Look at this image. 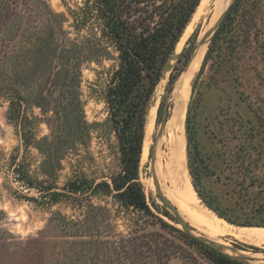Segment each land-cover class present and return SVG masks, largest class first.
I'll return each mask as SVG.
<instances>
[{"label":"rangeland","instance_id":"1","mask_svg":"<svg viewBox=\"0 0 264 264\" xmlns=\"http://www.w3.org/2000/svg\"><path fill=\"white\" fill-rule=\"evenodd\" d=\"M204 1L118 0L120 14L138 33L184 19L194 10L174 51L177 59H169L149 102L139 167V181L151 212L180 232L162 228L144 210L123 207L114 193L105 189L87 194L82 202L73 198L54 202L52 193L63 192L78 175L96 184L110 183L109 177L120 167L115 136L110 133L104 139L101 132L108 118V84L118 68L114 47L97 39L96 43L107 47L108 53L86 62L82 69L79 91L85 120L92 126L88 143L73 147L72 132L55 114L56 95L47 93L60 67L56 43L60 48L62 44L57 39L56 43L42 45L43 31L44 40L50 34L48 28L43 29L47 21L40 18L47 12L43 3L65 15L63 30L71 39L84 41L90 37L95 42L100 37L98 32L91 28L78 31L75 27V17L82 16L85 4L92 6L95 0H12L9 11L0 9V264H214L211 246L184 236L192 238L164 203L162 195L179 211L166 195L157 169L156 183L151 167L152 139L164 120L158 112L167 104V123L170 121L177 106V83L212 26L210 19L216 3ZM195 4L198 5L194 7ZM234 4L214 39L203 42L206 49L201 54L200 47L193 62L198 61L186 87L183 135L167 127L160 138L156 160L160 151L162 166L167 168L171 137L183 136L187 178L201 204L226 223L264 229L258 225L262 216L256 213V207L264 203V0H238ZM35 31L37 45L33 48L41 45L43 49L37 55L27 50L26 41H18V36L28 38ZM18 45L22 61L13 54ZM178 73L167 99L171 77ZM12 97L21 101L24 124L11 119ZM191 104L195 138L189 143ZM65 121L75 124L78 116L68 108ZM23 133L31 141L28 146ZM148 134L151 143L145 158ZM166 185L174 188L169 181ZM187 225L193 234L206 237L188 222ZM222 239L240 251L238 257L244 261L239 262L264 264V257L259 255L264 253L261 248L231 234Z\"/></svg>","mask_w":264,"mask_h":264},{"label":"trees","instance_id":"2","mask_svg":"<svg viewBox=\"0 0 264 264\" xmlns=\"http://www.w3.org/2000/svg\"><path fill=\"white\" fill-rule=\"evenodd\" d=\"M10 1L0 0V3L4 5L0 9L9 11V7H11L9 5ZM235 4L232 6L231 11L234 9ZM43 5L47 12L44 17H39L47 21L43 29L46 30L48 28L50 34L44 40L45 34L43 31L44 39L42 40L43 44L42 42L41 44L45 47L47 43H56L55 41L57 39L62 44L60 48V45L56 43L55 50L58 54L60 67L55 72L54 78L51 79L52 81H50V88L47 93L52 97L56 95L55 101L57 102V108L55 114L59 117V121L63 122L64 120L65 128L68 126V129L72 132V145L74 148L79 147L78 144L88 143V139L92 133V126L85 120L84 103L81 100L79 91L82 69L86 62L88 63L94 59L99 60V58L104 57L108 53L107 47L109 46H113L118 53V68L110 77L105 97L108 118L106 123L103 126L101 125L103 127L101 132L104 139L109 137L110 133L115 136L117 148L120 153L119 171L109 177L110 183L103 181L96 184L78 175L73 181L67 184L63 192L54 191L52 193V196L55 198L54 202L59 201L61 198H73L75 201L79 199L82 202V199L87 194L97 193L100 189H105L109 194L114 193V198L123 207L131 208V206H134L139 210H144L157 219L158 224L162 228H169L173 231L180 232V230L168 225L151 212L146 202V195L139 181V167L143 153L149 102L163 76L165 66L174 55L177 43L186 25L189 23L191 13L194 10L184 19H178L177 21H173L151 31L145 29L138 33L129 26L128 21L120 14L121 9L119 8L118 0H95V4L92 6L89 3L85 4L82 10V16L75 17V27L78 31L91 28L92 32L95 30L100 34V37L95 35L98 38L94 42L90 37L84 41L81 39H71L68 33L63 30L64 24L67 22L65 15L55 13L45 3ZM197 5L195 4L194 7ZM11 31H13L12 28ZM37 34L36 31L35 33H30L28 36L29 40L25 35H22L21 38L18 36V41H26L27 50L36 55L42 54L43 50L41 49V45L40 48L37 46L35 50L33 48L37 45ZM40 35L41 33L39 32ZM97 39H99V43L102 40L105 41L108 46H100L96 43ZM19 45L13 49V54H15L14 57L18 61H22V53L16 50ZM18 53L19 55L16 56ZM206 61L207 58H205ZM178 77L179 73L171 77L168 91H171ZM57 90L59 93H57ZM17 99L16 97L10 99L11 110L13 112L11 113V119H16L17 122L21 121V124H24V118L21 115V101L16 102ZM193 107L194 104H191L188 109L187 131L189 143L194 142L195 138ZM68 108L72 109L78 116V121L75 124L68 125L65 121ZM158 115H163L162 107ZM21 126L24 127V125ZM60 138H62L61 135ZM76 140H78V143ZM23 141L26 146L31 143L27 133H23ZM256 213L262 216L258 225L264 227V203L256 207ZM184 236L197 243L195 239L186 235ZM211 251L213 253L211 260L214 264H244L228 255L212 249Z\"/></svg>","mask_w":264,"mask_h":264},{"label":"bare ground","instance_id":"3","mask_svg":"<svg viewBox=\"0 0 264 264\" xmlns=\"http://www.w3.org/2000/svg\"><path fill=\"white\" fill-rule=\"evenodd\" d=\"M208 0L204 1V4ZM222 0H215L216 3L214 11L212 13L210 24L213 25L215 21L220 16L221 12H218L219 5ZM232 0H228L227 6L230 5ZM203 4V5H204ZM206 49V43L201 45V54ZM197 62L193 63L188 70H186L181 78L179 79L176 89L175 97L177 100V106L173 112V115L168 121L167 127H174L175 131L183 135V122L187 105V85L192 79L193 75L197 70ZM153 125V124H152ZM152 128V126H151ZM151 132V129H150ZM151 135V134H150ZM173 135L170 140L171 151H170V163L167 164V168L162 166L161 163V152H158L157 161V174L162 180L163 188L166 191V195L175 203L179 208L180 215L184 218L186 222L194 226L199 232L204 234L207 238L213 239L221 243L223 246L230 247L222 237L226 234H231L236 236L242 242L259 247L264 251V229H253L252 227L245 228L244 226L239 227L219 219L211 210L203 206L198 199L196 193L191 187L189 179L187 178V173L185 170L186 155L183 149V136ZM163 141V140H161ZM151 143V137L148 134L146 141L144 157L147 158L149 147ZM160 148V140H159ZM173 147V149H172ZM166 171V172H165ZM169 181L174 187L169 188L166 182ZM162 185V184H161ZM161 189V188H160ZM162 193V192H161ZM172 203V202H171ZM226 253L234 254L239 256V250H224ZM254 255V254H253ZM260 256L264 257V253H260ZM249 256V255H248ZM252 256V255H251Z\"/></svg>","mask_w":264,"mask_h":264},{"label":"water","instance_id":"4","mask_svg":"<svg viewBox=\"0 0 264 264\" xmlns=\"http://www.w3.org/2000/svg\"><path fill=\"white\" fill-rule=\"evenodd\" d=\"M233 2H236V0H233L232 3L227 6V3H228V0H222L220 5H219V8H218V12H221L220 16L218 17V19L215 21V23L210 27V29L206 32V34L204 35L203 39H202V43L198 46L196 52L193 53L192 55V58L190 60V63L189 65L187 66V68L185 69V71L192 65V63L195 61L196 57H197V52L199 51L201 45L203 44L204 41H209L216 33V31L219 29V27L221 26V24L224 22L226 16L228 15L229 13V10L232 8L233 6ZM173 59H177V55H173ZM196 81V79H195ZM195 81H194V84H195ZM171 94V91H167L166 92V98L168 99L169 98V95ZM168 106L166 104L164 110H163V117H164V120H163V123L159 129V132L156 136L155 139H152V142H153V148H152V151H151V167H152V171H153V174H154V177L156 179V183L158 184V181H157V177H156V154H157V149H158V145H159V140L161 138V136L163 135L165 129H166V126H167V120H168ZM149 115V112L148 114ZM162 199L164 201V203L170 208V210L173 212V214L175 215L176 217V220L180 223L181 227L192 237L194 238L195 240L199 241V242H203V243H206L208 244L209 246H211V248H213L214 250L216 251H220V252H224L225 249H228V250H235L236 248L230 246V247H226V246H223V245H218L216 244L214 241H212L211 239L207 238V237H204V236H199L197 234H193L191 232V230L189 229L188 225H187V222L184 220V218L180 215L179 211L173 206V204L165 197L162 195ZM238 250V249H237ZM225 255H228L229 257L235 259V260H239V261H244V259L238 257L237 255L236 256H232V255H229V254H225ZM241 262V263H242Z\"/></svg>","mask_w":264,"mask_h":264}]
</instances>
